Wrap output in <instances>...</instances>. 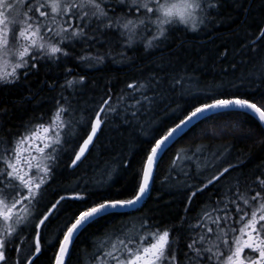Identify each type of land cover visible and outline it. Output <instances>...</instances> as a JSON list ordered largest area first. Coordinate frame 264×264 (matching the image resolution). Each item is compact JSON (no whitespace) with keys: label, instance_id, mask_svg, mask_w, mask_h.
<instances>
[{"label":"snow or ice","instance_id":"1","mask_svg":"<svg viewBox=\"0 0 264 264\" xmlns=\"http://www.w3.org/2000/svg\"><path fill=\"white\" fill-rule=\"evenodd\" d=\"M219 5L220 0H0V83L8 85L22 77L27 79L33 70H38L40 61L68 58L72 55L69 49L77 44L90 49L101 42L116 41L121 47L131 48L143 41L145 49L158 47L180 26L193 32L202 25L206 27L212 20L210 11ZM261 38L264 27L248 42L252 50ZM76 59L102 63L104 56L93 57L88 51ZM88 66L92 64L89 62ZM65 71L70 73L72 69ZM85 79L81 75L65 80L62 88H75ZM181 82L173 80L174 85ZM160 83L161 78L155 74L133 80L114 104L109 92L92 116L81 115L79 120L73 116L75 109L69 97L62 95L47 120L41 116V122L29 121L22 132L10 139H0V264H35L42 253L41 228L47 226L66 197L60 196L42 214L38 205L68 138L79 136L82 140L69 165L74 167L94 146L98 132L110 116L122 114L124 123H128L130 113L138 121L142 110L150 111L162 100L156 90ZM233 107L247 110L264 124V93L257 97L238 91L206 92L203 102L190 105L182 118L177 116L178 122L173 121L170 127L161 122L153 130L154 134L145 142L148 146L143 148L131 198L101 197L88 201L91 193H74L82 202L81 208L63 225L56 243L50 245L55 251L49 264H68L77 234L89 223L101 216L118 215L109 210L139 204L149 190L161 153L193 120L206 118L205 113L213 110ZM176 111L173 109L171 115H176ZM212 132L215 134L216 130ZM192 149L191 145L177 149L170 170L176 171L178 162L190 164L201 153L202 146H195L192 156H188ZM234 167L229 164L199 186L187 183L192 174L181 168L178 175L186 178L188 193L184 212L191 211L198 193L219 185ZM199 171L197 165L196 179ZM213 195L216 198L209 197L194 223H187L188 215L180 218L181 227L187 225L183 248L175 225L140 217L138 224L121 221L106 232L95 247L98 255L92 256V264H264V172L250 180L245 178L243 187L239 178L220 185ZM37 215L38 221L32 223Z\"/></svg>","mask_w":264,"mask_h":264},{"label":"trees","instance_id":"2","mask_svg":"<svg viewBox=\"0 0 264 264\" xmlns=\"http://www.w3.org/2000/svg\"><path fill=\"white\" fill-rule=\"evenodd\" d=\"M212 20L199 31H186L180 26L160 46L145 49L143 41L131 48L121 47L116 41L98 43L90 49L77 44L69 49L72 55L59 61H40L38 70H33L19 82L0 87V132L9 138L24 130L29 121L47 120L61 96L69 97L79 120L94 114L102 98L110 92L112 103L127 83L143 80L151 74L161 78L156 89L163 97L150 111H141L136 121L128 114L124 123L122 114L110 116L102 126L96 142L86 158L75 168L69 165L82 140L69 137L59 154L53 178L43 190L38 205L39 213L47 210L60 196H65L55 214L47 223L44 239H56L63 225L69 222L81 201L73 193L92 195L88 201L128 199L134 194L136 176L141 165L143 148L161 122L172 126L182 118L184 111L197 101L203 102L204 93L210 91L248 92L257 97L264 93V38L257 41L256 49L248 44L259 29L264 27V0H220L217 9L210 11ZM150 35V33H149ZM83 49V50H82ZM226 50V52H225ZM91 51L93 57L104 56L102 63L95 60L81 62L76 57ZM221 53H225L221 55ZM92 66L89 67L88 63ZM235 65V68H233ZM72 69L70 73L65 69ZM85 76L75 88H62L65 80ZM182 80L173 84V80ZM223 86V87H221ZM176 109V115H171ZM205 130H208L205 134ZM212 130H216L214 134ZM82 131V129H81ZM193 146L187 153L192 156L195 146H202L201 153L190 164L178 162L177 170L170 165L177 149ZM127 161V165L125 164ZM229 164L236 165L219 182L204 192L198 193L191 204V211L184 212L187 197L186 178L178 175L181 168L192 174L187 183L197 186L210 179ZM199 165V179H196ZM264 172V127L259 120L245 110L231 109L213 113L196 122L165 151L156 168L148 197L143 204L129 212L115 216H101L89 223L78 234L68 264H92L97 239L111 231L121 221L139 223L140 217H152L175 225V234L180 237L181 248L185 239V225L180 218L188 215L187 223L194 218L203 204L220 185H227L237 178L244 185L245 178L253 179ZM42 242L43 250L35 264H49L55 249Z\"/></svg>","mask_w":264,"mask_h":264},{"label":"water","instance_id":"3","mask_svg":"<svg viewBox=\"0 0 264 264\" xmlns=\"http://www.w3.org/2000/svg\"><path fill=\"white\" fill-rule=\"evenodd\" d=\"M231 109H236V108L233 107V108H231ZM231 109L213 110L211 113H205V117H207V116H209V115H211V114H213V113L219 112V111L231 110ZM245 111H247V110H245ZM249 113H250V112H249ZM252 115H253V114H252ZM256 118H257V117H256ZM202 119H203V118H197L196 120H193L191 125H189L187 128H185V129L183 130L182 133L178 134V138H179L184 132H186L189 128H191L196 122H198V121H200V120H202ZM257 119H258V118H257ZM261 124H262V123H261ZM262 125H263V127H264V124H262ZM100 131H101V130H100ZM100 131L98 132L97 137H98ZM178 138H176L175 141H176ZM96 139H97V138H96ZM96 139H95V142H96ZM94 144H95V143H94ZM171 144H172V142H170V145H171ZM92 147H93V146L90 147V150L92 149ZM89 152H90V151H88V152L86 153V156L89 154ZM163 153H164V152H163ZM163 153H161V156H162ZM86 156H85V158H86ZM161 156H160V158H161ZM85 158H82V161H83ZM160 158H159V160H160ZM82 161H81V162H82ZM81 162H78V164H77L76 166H74V167H70V168H71L72 170L75 169V168H76ZM156 168H157V166L155 167V171H156ZM154 175H155V172H154ZM152 181H153V179L150 181V187H149V190L145 193L143 199L140 201L139 204L134 205L133 208H127V207H125V208H117V209L109 210V211H110V212H113V211L129 212V211H133V210L139 208V207L143 204V202L146 200V198L148 197V195H149V192H150V189H151V185H152Z\"/></svg>","mask_w":264,"mask_h":264},{"label":"flooded vegetation","instance_id":"4","mask_svg":"<svg viewBox=\"0 0 264 264\" xmlns=\"http://www.w3.org/2000/svg\"><path fill=\"white\" fill-rule=\"evenodd\" d=\"M0 87H1V86H0ZM1 135H2V134H1ZM1 135H0V139H2ZM11 137H12V136H10L9 139H10ZM40 214H42V213H40ZM38 219H39V215H37V216L35 217L34 220H35V221H36V220L38 221ZM43 227H44V226H42V228H41V232H42V242H43V241H48V242L52 243V242H51L52 240H50V239H48V238H47V239H44V238H43L44 233H45L46 230H47V228H43ZM55 240H56V239H55ZM53 242H54V241H53Z\"/></svg>","mask_w":264,"mask_h":264},{"label":"rangeland","instance_id":"5","mask_svg":"<svg viewBox=\"0 0 264 264\" xmlns=\"http://www.w3.org/2000/svg\"><path fill=\"white\" fill-rule=\"evenodd\" d=\"M197 31H199V30H197ZM4 85H5V84H3V83H0V86H4ZM8 85H9V84H8ZM73 195H74V193H73ZM74 196H75V195H74ZM34 219H35V218H34ZM36 221H37V220H36ZM36 221H35V220H33V221H32V223H34V222H36ZM103 237H104V236H103ZM103 237H100V238H98V239H97V240H98V241H97V244L99 243V241H100V240H102V239H103ZM54 239H55V238H54ZM54 239L52 238V241H51V242H53V241H54ZM47 243H48V241H47ZM12 255L14 256V255H15V253H13Z\"/></svg>","mask_w":264,"mask_h":264},{"label":"bare ground","instance_id":"6","mask_svg":"<svg viewBox=\"0 0 264 264\" xmlns=\"http://www.w3.org/2000/svg\"><path fill=\"white\" fill-rule=\"evenodd\" d=\"M2 133L0 132V135H1ZM70 164H71V162H70ZM71 169V168H70Z\"/></svg>","mask_w":264,"mask_h":264}]
</instances>
